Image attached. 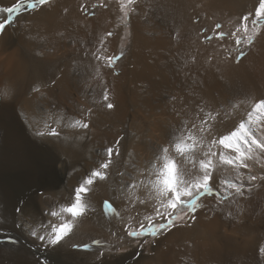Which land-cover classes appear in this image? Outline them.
Wrapping results in <instances>:
<instances>
[{"label":"bare ground","instance_id":"1","mask_svg":"<svg viewBox=\"0 0 264 264\" xmlns=\"http://www.w3.org/2000/svg\"><path fill=\"white\" fill-rule=\"evenodd\" d=\"M123 1L0 0V264H264V0ZM92 151L112 162L72 217L53 193ZM53 222L63 243L32 238Z\"/></svg>","mask_w":264,"mask_h":264},{"label":"rangeland","instance_id":"2","mask_svg":"<svg viewBox=\"0 0 264 264\" xmlns=\"http://www.w3.org/2000/svg\"><path fill=\"white\" fill-rule=\"evenodd\" d=\"M131 1H134V0H124L122 3H123V7H126L125 5H127V4H129V2H131ZM99 5V3H96L95 4V6H91L92 8L90 9V11H89V13L90 14H93L92 12H94V10H95V8H96V6H98ZM88 13V14H89ZM258 24H260V22L258 21L257 22ZM113 35V32H111V33H109V36H112ZM125 44H126V42L125 41H123V40H121L120 42H119V44L116 46V49L117 50H115L116 51V55L115 56H113L112 57V59H111V62L109 63V67L111 66L112 68L114 67V66H117L116 64H117V61L119 60V58L121 57V52L119 51V49H121V47H124L125 46ZM86 45H84V47H85ZM85 49H86V47H85ZM72 50V49H71ZM118 51V52H117ZM110 67V68H111ZM83 86V85H82ZM84 93H87V92H84ZM90 93V94H89ZM88 95H90V96H93V94H92V91L91 92H88L87 93V96ZM89 152V151H88ZM95 154V155H94ZM88 156V157H87ZM99 156H100V154L99 153H97L96 151H92L91 153H87L86 154V156L81 160V158H80V161L78 162V164H77V166L76 167H73V168H70L72 171H73V169H74V173L69 169V171L67 172V174H68V176L66 175V177H65V179L62 181V183H61V190L59 189V193H55V195H54V193H53V196H56L57 197V199L58 200H61V201H63V200H67L68 202H70L69 200H72L71 201V203L72 202H74V191H73V189L75 190V188L76 187H78V186H80V187H82V188H84V189H89L90 188V186H91V181H92V179L95 177L94 175H93V173L94 172H97V171H99V169L101 170L102 168L100 167V162H101V160L104 162V163H106V164H108V166H109V164L112 162V158L111 157H109L107 154H106V156L107 157H100L99 158ZM86 157H87V159H86ZM93 157V158H92ZM97 159V160H96ZM157 159H158V166H160L161 168V171H163L164 169H163V166H164V159L162 158V157H157ZM97 161V162H96ZM102 162V163H103ZM89 163V164H88ZM95 164V165H94ZM91 165V166H90ZM79 167V168H78ZM110 167V166H109ZM78 170H77V169ZM105 169V168H104ZM77 171V172H76ZM75 173H76V175H78L79 177H77L76 175H75ZM164 173V172H163ZM73 175L72 177L70 176V175ZM89 174V175H88ZM71 177V179H70V177ZM69 177V178H68ZM76 177V178H75ZM86 177H88V178H86ZM74 180H73V179ZM185 178V177H184ZM67 179V180H66ZM70 179V180H69ZM78 179H80V184L78 185V183H77V180ZM83 179V180H82ZM88 179V180H87ZM71 180H73L72 182H71ZM81 180H82V182H81ZM91 180V181H90ZM69 181V182H68ZM87 181V182H86ZM65 182H66V185H64L65 184ZM71 182V184L73 183V185H71V184H69ZM79 182V181H78ZM68 183V184H67ZM190 183H192V182H190ZM64 186H63V185ZM68 185H69V187H68ZM192 185V184H191ZM197 184H195V186H196ZM66 186H67V188H66ZM73 187V189H72V187ZM66 188V191H63L64 192V194H63V192H62V190H65L64 188ZM211 188V191H209V188H208V186H206V188H205V190H203L202 191V193H200L198 196H197V198L189 205V206H187L186 208H185V210L183 211V212H181V213H179V214H177L175 217H173V218H171L170 220H169V222L168 223H166V224H158V225H154V226H151V227H148V228H146V229H143V230H140L139 232H132L131 233V237L133 238V239H136V241L135 242H133L131 245L132 246H134V247H132V246H130V247H127V248H123V250H120L119 252H117L118 253V255H117V253H115V255L116 256H119L120 258H124L125 260L128 258V255L130 256V252H131V250H135V251H137V249H138V251H140V253L141 252H143L142 254L143 255H145L146 254V252L148 253V251H149V249H150V247H152V245H154V243L156 242V233H157V231H159V230H164V229H166V228H168V227H171V226H173V225H175V224H179V223H182V222H185L188 218H190V216H191V214L192 213H194V212H196L198 209H200L201 208V201H202V199H205V198H210V197H212V195H213V192H212V187H210ZM67 189H70V190H72L71 192L72 193H70V191L68 190V192H67ZM241 189V190H240ZM240 189L238 188L237 189V193H240L243 189H244V186H242V187H240ZM68 194H67V193ZM88 192V191H87ZM86 192V193H87ZM67 195H66V194ZM86 193H82L81 194V203L84 205V202H83V200H84V198L86 197ZM70 194V195H69ZM68 195L70 196V197H68ZM84 195V196H83ZM64 198H63V197ZM67 198V199H66ZM243 199H245V198H243ZM224 201V200H223ZM104 204H105V202H104ZM106 205V204H105ZM259 208V203H258V206L256 207V209H258ZM219 210V212H218V210ZM216 212H218V214L220 215V217H221V219L223 220V222L224 223H226V224H228V225H231V224H233V223H236L237 222V217H238V215H240V209L238 208H236V207H233V206H227V207H217L216 209ZM238 211H240L239 213H238ZM236 217V218H235ZM229 219V220H228ZM148 235V236H147ZM142 239V240H141ZM143 244V245H142ZM140 245V246H139ZM137 246V247H136ZM142 246V247H141ZM136 247V248H135ZM87 249V248H86ZM85 249V250H86ZM126 249H128V250H126ZM142 250V251H141ZM127 256V257H126ZM131 257V256H130ZM132 259V258H131Z\"/></svg>","mask_w":264,"mask_h":264},{"label":"snow or ice","instance_id":"3","mask_svg":"<svg viewBox=\"0 0 264 264\" xmlns=\"http://www.w3.org/2000/svg\"><path fill=\"white\" fill-rule=\"evenodd\" d=\"M76 123L78 124L79 121H77ZM84 127H87V125L85 124ZM39 134L43 135L44 133H39ZM50 134L56 135L55 132H51ZM221 143H223V141H221ZM100 167L107 168L108 164L102 163ZM174 169L175 166L173 164L165 165L163 183L169 188L172 187V176L174 174ZM93 175L99 176L101 178L104 177V173L102 172H94ZM210 185H211V180L209 179V185H208L209 191H211ZM87 191H88L87 189H84L80 186L76 187L74 190V202L71 203L68 207L64 208L63 211L71 214L72 217H76L81 213H83L85 211V206L81 203V194L86 193ZM17 211H19V209H17ZM51 215L55 217L57 213L52 212ZM47 228L50 229V231H47L46 235H41L36 232H32L31 236L33 239H39V241L42 244L47 238V244L51 247H56L59 244L63 243V241L69 236L72 226L70 223L67 222L60 224H56L55 222H53L50 223L47 226ZM9 242H14V241L11 238H9ZM74 247H87V246L75 245ZM41 264H45V261H41Z\"/></svg>","mask_w":264,"mask_h":264},{"label":"crops","instance_id":"4","mask_svg":"<svg viewBox=\"0 0 264 264\" xmlns=\"http://www.w3.org/2000/svg\"><path fill=\"white\" fill-rule=\"evenodd\" d=\"M128 17V16H127ZM126 22H130L129 20L128 21H126Z\"/></svg>","mask_w":264,"mask_h":264}]
</instances>
